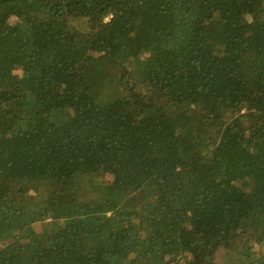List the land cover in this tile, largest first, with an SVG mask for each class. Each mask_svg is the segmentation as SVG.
<instances>
[{"label":"trees","instance_id":"1","mask_svg":"<svg viewBox=\"0 0 264 264\" xmlns=\"http://www.w3.org/2000/svg\"><path fill=\"white\" fill-rule=\"evenodd\" d=\"M0 264H264V0H0Z\"/></svg>","mask_w":264,"mask_h":264},{"label":"rangeland","instance_id":"2","mask_svg":"<svg viewBox=\"0 0 264 264\" xmlns=\"http://www.w3.org/2000/svg\"><path fill=\"white\" fill-rule=\"evenodd\" d=\"M110 179H111V178H108L107 180H109V181H110Z\"/></svg>","mask_w":264,"mask_h":264}]
</instances>
